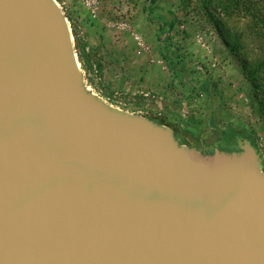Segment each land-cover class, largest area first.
Returning <instances> with one entry per match:
<instances>
[{
    "label": "water",
    "instance_id": "water-1",
    "mask_svg": "<svg viewBox=\"0 0 264 264\" xmlns=\"http://www.w3.org/2000/svg\"><path fill=\"white\" fill-rule=\"evenodd\" d=\"M0 264H264L259 153L108 106L55 0H0Z\"/></svg>",
    "mask_w": 264,
    "mask_h": 264
},
{
    "label": "rangeland",
    "instance_id": "rangeland-1",
    "mask_svg": "<svg viewBox=\"0 0 264 264\" xmlns=\"http://www.w3.org/2000/svg\"><path fill=\"white\" fill-rule=\"evenodd\" d=\"M55 1L91 93L158 123L169 117L205 122L212 102L216 125L204 133L219 140L208 146H222L228 136L251 140L264 172V2ZM225 30L239 44L230 60L218 47Z\"/></svg>",
    "mask_w": 264,
    "mask_h": 264
},
{
    "label": "crops",
    "instance_id": "crops-1",
    "mask_svg": "<svg viewBox=\"0 0 264 264\" xmlns=\"http://www.w3.org/2000/svg\"><path fill=\"white\" fill-rule=\"evenodd\" d=\"M219 39L221 40V43L219 42L218 47L220 48L222 55H224V58H228V60H230L231 57L229 55L227 48L225 47L223 40L221 39V37H219ZM209 48L211 49L212 46L209 45ZM212 51H214L213 48ZM208 105L211 107V112L207 113L208 116L205 122L203 121L201 122V120H193V119L180 120L179 118L169 117L165 120V122H161L158 124L170 128L175 138L178 140V142L181 145H185L189 148H193L196 151L205 155L212 154L215 150L217 149L221 150L225 146H223L224 144L222 146L217 145L213 148L211 146L210 147L208 146L210 145V143H214L215 141L219 140L217 134L215 135L214 134L215 132L213 131L212 132L207 131L204 133L205 128L210 129L216 125L215 123L213 124V122L215 121L214 120L215 113L213 112L214 106L212 102Z\"/></svg>",
    "mask_w": 264,
    "mask_h": 264
},
{
    "label": "trees",
    "instance_id": "trees-1",
    "mask_svg": "<svg viewBox=\"0 0 264 264\" xmlns=\"http://www.w3.org/2000/svg\"><path fill=\"white\" fill-rule=\"evenodd\" d=\"M153 2L155 1V0H152ZM217 1H219V0H217ZM221 1V0H220ZM255 3H258V2H256L257 0H253ZM259 2H264L263 0H259ZM237 6H240L239 4H237ZM242 8V7H241ZM221 10H223V13H224V15H226V16H228V14H229V10H228V8L226 7V6H224ZM264 19V18H263ZM260 24H263L262 22H260ZM219 26H222V22L221 21H219ZM222 31V30H221ZM221 35H219L220 37H221V39L223 40V42H224V44H225V47L227 48V50H228V52L230 53V54H232V55H234V54H236V51L237 50H239V44L237 43L238 42V40H237V38H235L234 40H233V38H232V34H231V32L230 31H228V30H225V31H223V33L221 32L220 33ZM248 63V60H245L244 62H243V64L244 65H246ZM235 139L234 138H231V136H228L227 138H226V142H225V144L224 145H230V143L231 142H233ZM251 142V141H250ZM252 144V143H251ZM253 145V144H252ZM254 146V145H253Z\"/></svg>",
    "mask_w": 264,
    "mask_h": 264
},
{
    "label": "flooded vegetation",
    "instance_id": "flooded-vegetation-1",
    "mask_svg": "<svg viewBox=\"0 0 264 264\" xmlns=\"http://www.w3.org/2000/svg\"><path fill=\"white\" fill-rule=\"evenodd\" d=\"M243 140L242 138H235L233 142L230 143V145H226V147L222 148L221 150L233 152L238 150V141ZM251 141V140H249ZM251 143L254 145V143L251 141Z\"/></svg>",
    "mask_w": 264,
    "mask_h": 264
}]
</instances>
